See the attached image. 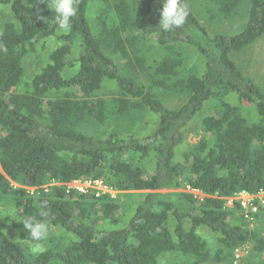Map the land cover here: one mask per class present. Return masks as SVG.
Returning a JSON list of instances; mask_svg holds the SVG:
<instances>
[{
    "label": "trees",
    "instance_id": "16d2710c",
    "mask_svg": "<svg viewBox=\"0 0 264 264\" xmlns=\"http://www.w3.org/2000/svg\"><path fill=\"white\" fill-rule=\"evenodd\" d=\"M90 1L78 0L72 28L64 32L52 10L0 0L15 18L0 31V206L14 212L11 222L22 240L37 243L20 222L29 216L61 234L42 250L26 253L3 231L0 208V264H157L158 256L172 251L201 264L208 257L198 233L203 227L229 251L249 243L259 255L255 264H264V229L250 228L237 203L228 206L222 198L241 190L264 191V91L230 56L264 33V0H250L240 32L212 35L187 0H182L188 11L184 25L168 32L159 27L160 0H142L148 25L134 14L132 0L104 1L112 7L100 22L101 40L105 34L119 53L127 55L125 42L148 32L160 46L187 43L202 54L204 71L180 82L189 95L175 109L167 108L154 89L177 73L180 59L165 57L151 66L148 75L157 80L152 88L135 83L93 34ZM214 1L226 16L241 2ZM54 35L49 62L24 92L17 91L25 55ZM136 59L143 67V59ZM110 83L119 91L109 102L112 110L121 114L143 105L157 115L151 134L100 137L70 127L87 116L105 119L108 102L100 94ZM207 102L215 108L202 118L204 134L178 160L184 129ZM74 180H100L120 192L114 198L82 193L68 188ZM177 188L182 191H168ZM42 211L48 215L41 216Z\"/></svg>",
    "mask_w": 264,
    "mask_h": 264
},
{
    "label": "rangeland",
    "instance_id": "374dc122",
    "mask_svg": "<svg viewBox=\"0 0 264 264\" xmlns=\"http://www.w3.org/2000/svg\"><path fill=\"white\" fill-rule=\"evenodd\" d=\"M34 8L43 10L48 9L45 0H23ZM105 0H91L88 5L87 17L93 34L98 36L101 42V47L107 53L113 62L119 67L120 71L128 78L133 79L135 83L142 84L146 89L152 88L157 81L148 74L151 73V66L161 61L165 57H178L180 66L177 73L169 80H165L163 85H160L155 90V94L161 102L170 109L180 107L188 98V91L180 83L189 75H202L205 67V61L202 54L193 46L187 43H174L168 46H160L154 41L153 36L146 32L139 41H133L131 44L125 42L127 55L114 50L112 43L105 38V34L101 40V25L100 22L107 19L111 10V5H106ZM130 1V0H129ZM133 12L137 16L146 19L148 25V15L143 11V1L132 0ZM111 2V0H109ZM191 10L199 23L212 34H235L240 32L247 20L248 11L250 8V0H241L236 6L235 11L230 15H221L219 13L218 4L214 0H187ZM151 19H149V22ZM7 22H15L13 13L9 6H0V31ZM56 45L55 35L43 39L33 44L30 51L25 55L22 66L24 71L23 81L16 87L19 92H24L30 83L32 77L49 62V54ZM232 60L237 64L239 69L250 79H252L262 91H264V33L257 38L252 44L247 45L237 52L231 53ZM136 57H141L144 61V66L138 64ZM149 65V69H148ZM153 76V75H152ZM119 91L114 85L107 84L101 90L107 102V113L103 121H97L91 116H87L82 121L71 125L76 132L89 136L104 137L108 134L115 133L120 137L135 136L143 137L152 133L155 124L158 121L157 115L152 113L147 107L140 106L130 109L127 113H117L110 107L109 103L112 97H118ZM232 101L234 98L232 97ZM215 108V104L207 102L203 108L194 116L191 122L184 129V143L177 148V158H181L183 151L194 145L198 139L204 134L202 118L208 113H211ZM98 183H100L98 181ZM97 184V183H96ZM68 185V184H67ZM100 185L92 184L90 187L85 183L78 184L76 187L82 188L84 191L89 189L94 194L95 187ZM102 187H104L102 185ZM109 188V187H108ZM33 192L35 188H27ZM112 192L110 196L114 198L120 191L108 189ZM167 191V190H161ZM168 191H182V189H172ZM86 192V193H88ZM99 195L104 194L98 191ZM264 199V191L261 192ZM98 195V196H99ZM197 195V194H196ZM200 196V195H197ZM259 200V199H257ZM263 209L260 210V207ZM3 231L8 238L22 247L26 253L34 254L38 251L34 250L35 245L20 238L19 232L12 225L11 219L13 211H6V206L1 205ZM261 211V212H260ZM13 212V213H12ZM240 216L243 218V213L239 210ZM102 225V224H100ZM250 228L261 231L264 229V204L259 206L257 214L253 220L248 222ZM198 233L202 241L206 245L208 257L201 264H255L259 255L251 249L249 243L244 244L241 248H236L229 251L219 240L216 233L209 231L206 227L199 228ZM60 232L57 229L48 230L46 239L40 241V250L46 245L51 244V240L58 241ZM39 250V251H40ZM194 258L190 254H184L179 251L165 252L158 256L157 264H193Z\"/></svg>",
    "mask_w": 264,
    "mask_h": 264
},
{
    "label": "clouds",
    "instance_id": "9594fccd",
    "mask_svg": "<svg viewBox=\"0 0 264 264\" xmlns=\"http://www.w3.org/2000/svg\"><path fill=\"white\" fill-rule=\"evenodd\" d=\"M45 2L47 8L55 14L59 28L64 32L70 31L72 28L71 18L77 15L78 0H45ZM160 3L162 7L158 10L160 16L159 27L163 31L168 32L184 25L188 11L182 0H160ZM40 18L44 21V17ZM40 215L47 216L48 213L42 211ZM20 222L30 235L31 241L37 242L34 250L39 251L40 244L38 242L46 239L48 235L47 223L38 220L35 216H29Z\"/></svg>",
    "mask_w": 264,
    "mask_h": 264
},
{
    "label": "built area",
    "instance_id": "2783aa9c",
    "mask_svg": "<svg viewBox=\"0 0 264 264\" xmlns=\"http://www.w3.org/2000/svg\"><path fill=\"white\" fill-rule=\"evenodd\" d=\"M98 181L100 183H98ZM83 183H85V185L88 187H90L92 184H95V186L100 185L99 188H96V187L94 188L95 189L94 191H97V192H94L95 196L99 195L98 191H101V193H108V194L112 193V192H109L108 190L109 188L106 185H104L102 181L100 180H93V181L74 180L73 182L69 183L67 186L68 188H73L82 193H86L90 191L89 189H87V191H84L82 188L76 187V185L83 184ZM102 185L104 187H102ZM188 191L195 195L197 194L200 196H204V194H202L200 191L195 190V189H188ZM261 192L262 191L257 192V193H251L247 190H241V191L234 193L231 196H224L222 198L226 201V204L228 206H231L233 203H237V205L239 206L240 210L243 213V217L245 218L247 222H249L253 220L254 216L257 214L259 210V206L264 204V199H262L263 195L261 194Z\"/></svg>",
    "mask_w": 264,
    "mask_h": 264
}]
</instances>
